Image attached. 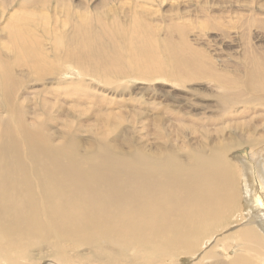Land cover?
Wrapping results in <instances>:
<instances>
[{
	"label": "bare ground",
	"instance_id": "bare-ground-1",
	"mask_svg": "<svg viewBox=\"0 0 264 264\" xmlns=\"http://www.w3.org/2000/svg\"><path fill=\"white\" fill-rule=\"evenodd\" d=\"M42 2L39 3L50 6L48 1ZM5 4L0 2V6ZM65 14L67 17L64 16L66 20L63 22L54 19L51 31L45 16L43 19L47 21L43 23L14 27L9 33L14 55L10 57L13 61L10 69L21 66L19 55L27 50L23 57L24 67L32 76L41 79L47 72L60 74L61 71L42 54V42L37 39H28V45L24 42L20 33L32 28L43 38L56 35L58 31L66 36L57 42L52 38L55 45L51 51L54 57L63 59L61 63L77 60L88 76L105 79V82L131 77L132 71L126 73L114 57L113 51L118 43L116 39L106 37L114 36V33H110L105 23L98 18H84V10L68 9ZM43 19L41 15L40 21ZM113 28L116 32L117 27L113 25ZM146 31L149 33L150 30ZM35 44L40 45L36 52H32L30 47ZM66 44L70 49L63 48ZM141 44L148 48L146 37L142 38ZM176 54L179 58L173 55L172 59L178 60L177 65L186 66L190 74L195 75L196 70H200L199 64H183L188 59ZM2 63L4 58L0 55L1 105L15 116L16 127H11L8 120L3 126V139H0V264H23L19 260L26 261L31 247L44 244L48 245L45 248L50 251L49 256L58 264H81L86 260L67 256L65 248L75 250L77 247H89L93 252L87 264H130L129 257L120 261L116 259V256L126 257L129 253L130 257L142 259L143 264L164 263L166 257L177 259L182 254L195 253L202 240L219 230L240 207L245 227L236 235L233 233L235 255L229 262L214 264H264V138L261 141L248 138L245 123L254 131L257 126L243 118L239 121L238 110L239 124H228L238 130L241 127L234 136L233 145L218 144L216 138L209 142L211 136L203 129L198 131L200 137L197 141L190 129L189 138L196 141V146L173 144L170 130L184 133L186 127L180 116L171 112L166 115L168 117L164 115L157 119L158 130L151 132L154 144H150L149 149L145 148L147 142L143 144L140 140L133 151L127 149L128 153H124L100 140L110 150L105 148L103 153L93 156L75 146L71 134H66L70 143L56 146L47 141L40 132L41 128L33 129L24 123L21 108L10 103L14 93L13 80ZM253 67L249 78L253 88L248 86L249 91L262 96H251L247 104L264 98V67ZM68 70L77 72L78 69L67 63L65 72ZM178 73L177 78L181 79L183 73ZM218 97V102L226 101V112L236 110L233 104H237L240 95ZM233 115L230 114L231 118ZM172 120L180 122L174 126ZM234 230L235 227H230L226 233ZM225 239L228 238H224L225 242L220 241L222 248L228 245ZM212 252L203 259L213 258ZM155 257L158 261L150 263Z\"/></svg>",
	"mask_w": 264,
	"mask_h": 264
},
{
	"label": "rangeland",
	"instance_id": "rangeland-1",
	"mask_svg": "<svg viewBox=\"0 0 264 264\" xmlns=\"http://www.w3.org/2000/svg\"><path fill=\"white\" fill-rule=\"evenodd\" d=\"M42 1H48L50 6L41 5ZM57 1L0 0L2 3L6 2L4 6H0V55L4 58L2 64L6 65V70L10 71L13 80L14 93L10 103L15 108H21L20 113L25 124L33 129L41 128L40 132L50 144L64 146L70 143L71 140L66 136L71 134L74 145L84 150L83 153L93 156L103 153L105 148L109 149L101 141L124 153L133 151L132 148L135 149L140 140L143 144L147 142L145 148L149 149L151 147L149 145L154 144L151 132L158 130L157 119L169 116L171 112L179 115L180 121H183V126L186 127L183 129L184 133H177V129L171 131L168 128L172 134L171 142L175 145L177 143L178 146H196V141L200 137L198 131L201 129L211 136L209 142L216 138L218 144L233 145L234 136L241 131V127L238 130L228 127V124L230 122L232 125L239 124L242 118L257 126V130L254 131L245 123L248 138L258 139L255 141L264 138V98L247 104L251 96L254 98L262 96L261 93L249 91V87L253 88L249 78L252 70L255 69L253 65L264 67V0ZM20 5L25 7L22 8ZM66 7L71 11L84 10L86 12L84 18H98L107 25L114 36L106 35V37L116 39L118 43L113 51L114 57L126 73L132 71L131 77L122 81L108 79L105 82L104 78L102 81L101 78L88 76L85 68H82L77 60L61 63L60 60L63 59L54 57L51 51L52 48L54 50L55 45L52 38H56L57 42L66 36L58 31L56 35L51 34V37L43 38L40 32L32 28L26 33H20L24 37V42L27 45L28 39L42 42L43 45L35 44L30 50L36 52L40 45L45 59L51 61L54 68L61 71L60 74L47 72L41 76V79L32 76L24 67L23 57L26 56L27 50L21 51L19 55L21 66H13L10 69V65L13 64L10 57L14 56L11 53L10 31L16 26L29 27L31 23H43L44 16L48 19L47 25L48 29L50 25L51 31L55 25L54 19L58 20L56 22L66 20L65 13L68 10ZM41 15L42 21H40ZM113 25L117 27L116 32ZM147 29L150 30L149 33ZM144 37L147 38L148 48L141 44ZM63 48L70 49V46L67 47L66 44ZM176 53L188 59L184 60L183 64L191 65L190 63L194 62L199 64L200 70H196L194 75L192 72L189 73L186 66L177 65L178 60L172 59L173 55L177 56ZM67 63L77 68V72L74 70L65 72ZM95 71L101 72L96 69ZM178 72L183 73L181 79L177 78L180 74ZM235 93L240 95L236 100L237 104H233L236 110L232 113L226 112V101L218 102V96L229 97ZM32 107L35 108L34 112ZM237 110L240 112L239 121ZM230 114H234L232 118ZM8 120L11 127L15 128V116L2 108L0 99V139H3V126ZM149 120L153 123L151 124ZM179 122L172 120L171 125L177 126ZM116 124H120L121 127ZM140 125L144 127L143 130ZM190 129L194 131V137L198 138L196 141L189 138ZM107 134L111 136L109 135L108 138ZM240 208L234 211L229 223L223 224L225 228L222 225L219 230L213 231L202 240L198 250L193 253L194 256L182 254L177 259L166 257L164 263L155 257L150 263L229 262L236 250L232 237L245 227L243 225L245 217L241 214ZM229 226L235 227L237 231L226 233ZM223 237L228 238L225 239L228 245L224 248L220 246L222 241L225 242ZM230 245L233 247L231 248ZM47 246L44 244L31 247L28 250L27 262L21 259L19 262L58 264L52 256H49L50 251L45 248ZM65 250L67 256L72 259L73 257L77 260L79 257L86 259L82 260L81 264H87L93 254L89 247H77L75 250L65 248ZM204 250L207 251L206 254L214 250L212 252L214 257L204 260L206 255ZM125 258L132 261L130 264L135 262L143 264L142 259L130 257V253L126 257L116 256L119 261Z\"/></svg>",
	"mask_w": 264,
	"mask_h": 264
}]
</instances>
